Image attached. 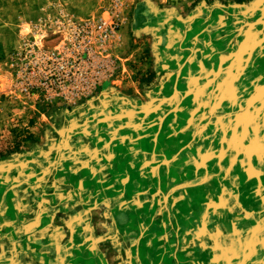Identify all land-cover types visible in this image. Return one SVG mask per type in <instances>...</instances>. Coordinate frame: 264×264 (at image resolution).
Here are the masks:
<instances>
[{"label":"rangeland","instance_id":"374dc122","mask_svg":"<svg viewBox=\"0 0 264 264\" xmlns=\"http://www.w3.org/2000/svg\"><path fill=\"white\" fill-rule=\"evenodd\" d=\"M101 19L118 24L104 42ZM257 89L264 0H0V197L18 195L33 165L54 179L98 148L148 177V226L191 240L201 229L184 260L245 264V213L264 211V155H245L264 147L245 140V123H264L248 108ZM195 177L206 181L182 186Z\"/></svg>","mask_w":264,"mask_h":264},{"label":"crops","instance_id":"0c3cea01","mask_svg":"<svg viewBox=\"0 0 264 264\" xmlns=\"http://www.w3.org/2000/svg\"><path fill=\"white\" fill-rule=\"evenodd\" d=\"M252 89L245 84V95H252ZM257 90L248 108L264 112L258 110L264 108V89ZM246 139L264 141V123H245ZM245 150V155H264L260 144ZM99 152L88 149L81 170H72L78 162L69 157L65 170H50L56 172L54 179L53 173L49 175L50 180H42V164L33 165L35 178L19 186L18 195L8 192L6 198L0 197V264H190L184 260L186 250L196 247L186 248L185 243L201 242V229H194L191 240L184 230L172 233L164 225L148 226L153 222L148 197L137 194L139 181L148 177L140 176L138 162L116 169ZM141 170L149 171L148 167ZM203 178L184 181L182 186L195 188L206 181ZM137 208L146 213L144 220ZM257 252H264V211H247L245 264H251L250 253ZM252 264H264V259Z\"/></svg>","mask_w":264,"mask_h":264},{"label":"built area","instance_id":"2783aa9c","mask_svg":"<svg viewBox=\"0 0 264 264\" xmlns=\"http://www.w3.org/2000/svg\"><path fill=\"white\" fill-rule=\"evenodd\" d=\"M117 23L111 19H101L95 25L96 38L100 42L108 40L117 30Z\"/></svg>","mask_w":264,"mask_h":264},{"label":"water","instance_id":"95a60500","mask_svg":"<svg viewBox=\"0 0 264 264\" xmlns=\"http://www.w3.org/2000/svg\"><path fill=\"white\" fill-rule=\"evenodd\" d=\"M185 185V184H184Z\"/></svg>","mask_w":264,"mask_h":264}]
</instances>
